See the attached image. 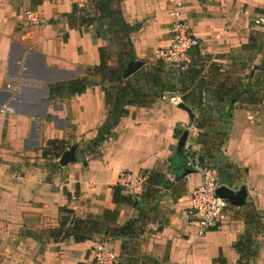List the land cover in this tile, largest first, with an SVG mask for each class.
I'll list each match as a JSON object with an SVG mask.
<instances>
[{
	"label": "crops",
	"instance_id": "0c3cea01",
	"mask_svg": "<svg viewBox=\"0 0 264 264\" xmlns=\"http://www.w3.org/2000/svg\"><path fill=\"white\" fill-rule=\"evenodd\" d=\"M42 1L0 0V109L14 110L0 113V264H94L92 249L97 245L117 263L121 240L104 238L100 243L96 236L83 243L54 242L45 233L58 227L60 208L81 219L114 209L113 187L125 172L141 179L128 192L135 195L143 193L146 178L154 172L180 186L177 193H164L145 233L128 244L136 264H148L147 258L153 264H213L220 255L225 264H238L235 245L246 228L244 206L232 207L222 224L198 238L186 207L201 176L194 172L182 178L180 165L169 170L178 132L188 131L185 146H191L194 158L202 155L198 135H209V127L196 128L199 113L182 101L190 115L170 103L169 97H180L177 93L147 97L148 105L127 107L114 135L88 152L85 146L107 120L102 86L111 85L96 78V85L80 95L55 97H50L49 87L83 78L99 64L98 49L107 43L94 27L70 25V0ZM31 9L39 22L26 20L24 11ZM120 9L123 20L136 27L130 40L135 61L144 63L137 72L153 68L156 53L170 43L172 11L180 13L199 40L209 56L205 62L220 67L222 74L229 72L231 55L241 52L253 31L264 33L260 24L254 25L264 20V0H121ZM109 65L116 63L110 60ZM228 109L220 104L213 113ZM226 133L221 152L239 170L236 182L246 189L245 204L256 209L264 224V101L234 104ZM51 140L63 141L65 152L75 147L76 160L63 166L61 157L44 158ZM128 209L133 211L121 208L120 224L128 219L123 218ZM258 232L251 264H264V233Z\"/></svg>",
	"mask_w": 264,
	"mask_h": 264
},
{
	"label": "trees",
	"instance_id": "16d2710c",
	"mask_svg": "<svg viewBox=\"0 0 264 264\" xmlns=\"http://www.w3.org/2000/svg\"><path fill=\"white\" fill-rule=\"evenodd\" d=\"M120 3L121 0H91L88 10H78L76 6H72V12L67 15L71 26L94 27L99 38L106 41L105 39L109 37L118 44L116 65H109L111 58L107 46L100 47L98 49L99 64L88 68L86 76L49 87L50 97H55L84 93L87 88L96 85V82L90 78L93 76L99 77L100 84L111 85L108 89L102 86L107 120L98 130L97 137L85 146L88 152L93 153L104 141L114 135L113 130L127 114V107L148 105L150 101H147V97L158 98L165 93H177L183 103L189 105L192 111L199 113L200 116L195 120L197 129H205L215 121L212 117L213 110L206 106L204 100L206 95L216 107L220 104L228 105L229 109L226 112L216 111L217 123L224 126L229 124L234 104L255 106L264 101V95L259 96L261 90H264V68L259 67L251 76H232L229 72L222 74L219 72L220 67L210 64L208 67L210 76L205 78L202 73L205 61L209 58L206 55L202 57L196 55L193 64L183 72H178L161 61H157L152 70L139 71L123 79V68L129 62L136 60L130 40V35L136 27L128 25L123 20ZM262 48H264V33L257 32L250 35L248 43L241 47V52L249 54L247 62H252ZM170 73L175 77L173 82L169 78ZM180 134L181 132H178V135ZM226 134L225 132L222 135V142L216 146L209 142L208 134L200 133L198 137L204 148L202 155L197 157V161L204 163L210 160L218 174L219 183L238 190L241 187L236 182L239 170L221 152ZM46 146L47 148L42 153L44 158L59 159L65 152L63 141L51 140L46 143ZM186 158L183 147L181 160L177 155L169 160V170L174 169L180 163L186 168ZM172 174L177 176L178 173ZM176 189L179 190L180 186L164 174L156 172L149 174L146 178L141 195H129L119 185L115 186L112 196L114 209H107L100 215H90L81 219L76 217L71 210L60 208L61 217L58 227L46 230V237L54 242H65L71 239L75 243H83L96 236L111 241L121 240V258L115 264H136L138 260L135 258H126L128 257V244L145 233L146 226L152 221L151 213L157 210L159 200L164 193L168 191L177 193ZM122 207L132 209L135 215L120 224L119 217ZM244 209L246 211L243 219L246 228L237 241L235 250L239 255L238 264H251L256 256L254 237L259 233L258 231L264 233V224L253 206L245 204ZM147 260L148 264H153V260L148 258ZM213 264H225V262L220 255L213 260Z\"/></svg>",
	"mask_w": 264,
	"mask_h": 264
},
{
	"label": "built area",
	"instance_id": "2783aa9c",
	"mask_svg": "<svg viewBox=\"0 0 264 264\" xmlns=\"http://www.w3.org/2000/svg\"><path fill=\"white\" fill-rule=\"evenodd\" d=\"M70 2L78 10H88L91 0H70ZM24 16L27 21L32 23H37L39 20L37 13L32 10L24 11ZM170 17L171 41L167 47L156 53L157 60L178 72H183L193 64L196 55L203 56L204 54L200 49L199 40L189 33L180 13L172 11ZM263 23L262 19L255 21L256 25ZM168 100L176 106L181 103L180 97L176 95L169 97ZM0 113H14V110L4 107L0 109ZM184 153L190 170L201 176V182L193 189L186 207L187 215L193 219L191 223L196 229V235L201 238L224 222L230 214L232 206L216 195V190L222 186L219 183L216 170L206 164L199 163L190 154L187 146L184 147ZM140 181L141 179L135 178L132 173L125 172L120 177L119 186L128 193L134 188V184ZM92 254L96 264H115V256L105 250L102 245L95 246L92 249Z\"/></svg>",
	"mask_w": 264,
	"mask_h": 264
},
{
	"label": "rangeland",
	"instance_id": "374dc122",
	"mask_svg": "<svg viewBox=\"0 0 264 264\" xmlns=\"http://www.w3.org/2000/svg\"><path fill=\"white\" fill-rule=\"evenodd\" d=\"M41 1L42 0H40L39 2L41 3ZM90 5H91V3H90ZM90 5H89V8H90ZM32 11H35V10H32ZM35 12L37 13V11H35ZM37 15H38V13H37ZM37 22H39V20ZM254 25H256V24H254ZM84 27L85 28H93V27H88V26H84ZM259 27L264 28V26L261 25V24L259 25ZM102 30H105V29L102 28ZM257 32L258 31H253V33H257ZM109 35L111 36L112 34H109ZM105 40H106V43H107V50H108V53H109V57L111 58L110 60H111V62H113V63L115 62L116 63L115 57H116L117 51H118V44H116V42H114L112 39L110 40L109 37H108V39H105ZM263 49L264 48H262L261 51L255 56V58H254V60L252 62H247L248 61L247 60L248 59V56H250L249 54H244V53H242L240 51L238 53H233L231 55L232 56V59L229 60V65H228L229 74H231L232 76H238V75H241V76H250V72H251L253 66H258L260 68H264V54H263ZM157 61H158L157 60V55H155V61H154L155 64L157 63ZM209 65L210 64H208L207 62H205V67H204V70H203V73H202V76L205 77V78H209V76H210L209 75L210 69H208ZM151 67L152 66L149 67V65L146 66L145 71L148 72V71L152 70ZM253 73H255V71ZM90 78H92V80L94 82L96 81V78H98V80H99V77L98 76H93V77H90ZM169 78H170L171 82H173V78H175V77H174V75L172 73H170ZM67 82H69V81H67ZM55 85H59V84H55ZM263 95H264V90H261V92L259 93V96H263ZM208 99H209V97H206V104H207L206 106H209L212 110H214V108H216L215 103H212ZM212 117L214 118L215 121H214L213 124L211 123V125L209 126V131H207V132H209V135H208L209 136V142L211 144H214V145L217 146V144H219L220 142H222V135L226 132L227 126L220 125V124L219 125H216L217 124V114L216 113H212ZM203 134H206V133H203ZM180 135H178V137ZM198 140H200L199 137H198ZM188 148L190 150V154H192L191 153L192 152L191 151V146L189 145ZM203 164H206V165H208V166H210V167L213 168L212 162L210 160L204 162ZM168 178H171V177L168 176ZM128 194L129 195H132V196L135 195L133 192L132 193H128ZM134 215H135V212L128 209V212L124 213L123 218L124 219H127V218H130V217H133ZM98 240L101 243V242H103L101 240H104V238L99 237ZM131 255H132V253H131V249H130V251L127 254L128 257H126V258L132 259L133 257H130ZM94 264H96L95 261H94Z\"/></svg>",
	"mask_w": 264,
	"mask_h": 264
},
{
	"label": "water",
	"instance_id": "95a60500",
	"mask_svg": "<svg viewBox=\"0 0 264 264\" xmlns=\"http://www.w3.org/2000/svg\"><path fill=\"white\" fill-rule=\"evenodd\" d=\"M263 54H264V49H263ZM143 64L144 63L141 61L129 62L128 64H126V66L122 70L123 71L122 78L123 79L129 78L131 75L136 73L139 69H141L143 67ZM258 68H259L258 66H253V68L250 72V76ZM178 108L186 111L189 115L191 114L190 108H188L183 103H180L178 105ZM187 136H188V131L184 130L177 140L176 155L178 156V158L180 160H181V156H182L183 147L186 143ZM75 160H76V158H75V147H71L68 151H66L61 156V158L59 159V163L61 165L65 166V165H68L70 163H73ZM180 167L181 168L183 167V165L181 163H180ZM193 173L194 172L192 170L183 167V172H182L181 177L184 178L187 175L193 174ZM216 195L219 198L226 200L232 207H236V208L243 207L246 203V197H247L246 189L244 186H241L238 190H234L232 188H229L227 186L222 185L216 190Z\"/></svg>",
	"mask_w": 264,
	"mask_h": 264
}]
</instances>
